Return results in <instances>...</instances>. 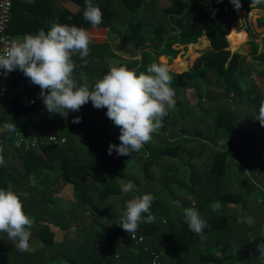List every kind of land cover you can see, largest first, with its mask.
Segmentation results:
<instances>
[{
	"label": "trees",
	"instance_id": "16d2710c",
	"mask_svg": "<svg viewBox=\"0 0 264 264\" xmlns=\"http://www.w3.org/2000/svg\"><path fill=\"white\" fill-rule=\"evenodd\" d=\"M60 1L53 0L49 4L51 12L45 24L40 21L37 33L41 29L48 31L55 22L87 30L94 28L83 18L85 0H71L79 5L77 10L63 6ZM163 1L167 4L160 6ZM92 2L103 13L102 23L95 28L106 29L116 36V46L128 55L119 65H126L137 73L146 72L152 62H160L159 58L162 61H166V56L176 58L181 51L176 44L189 45L192 50L193 44L207 36L210 47L196 59L192 68L180 72L170 69L175 108L163 118L162 127L153 134L152 140L129 156H117L115 151L108 154L110 143H120V128L106 113L97 118L99 109L91 101L67 117L50 113L42 103L39 86L17 69L25 82V90L36 99V104L24 106L19 97L20 85L16 81L11 83L10 90L0 101V146L16 149L15 154L5 151L6 182L20 196L24 211L34 221L30 231L44 245L31 257L23 254L16 264H152L153 251L162 253L160 264L226 261L264 264L260 250L264 247V234L253 236L256 229L264 226V126L255 118L258 110L248 108L242 85L243 63L248 56L231 50L247 40L244 30L231 31L238 11L264 9V0L259 3L241 0L239 10L231 0ZM157 10H160L161 20L149 26L147 22ZM13 29L12 24V33ZM249 36V41L253 42V61L261 65L257 74L264 80V52H259L260 43L252 30ZM112 48L111 41L105 40L90 43L89 55L84 60L78 54L73 55L76 65L73 77L78 84L84 82L81 74L87 76L91 86L108 72V54ZM191 85L199 92L194 104L180 98L181 92ZM201 87H205V93L200 91ZM77 116L81 121L71 122ZM6 122L14 123L16 130H5ZM95 122L99 130L98 133L88 132V158L83 160L76 155L75 142L81 131ZM51 133L66 136L67 142L43 143L33 149H26L18 142L21 135L34 138ZM196 143L203 145L202 148L194 150L183 166L167 169L170 177L160 188L151 190L154 165ZM208 151L212 157L202 172L193 160ZM8 155L15 156V164L9 163ZM139 169L142 178L139 179L138 174L127 176V171L137 173ZM183 169H187L188 184L178 178ZM90 175L98 182L86 184ZM61 181L64 188H72L79 203L93 210L89 223L77 226L63 221L64 213L69 210L65 205L70 204V200L59 194ZM121 181L137 185V195L151 193L154 196L150 211L156 219L151 224L141 223L137 230L146 237L150 250L144 245L129 248L120 245L130 234L116 222L125 210L126 201L133 197L131 192L121 191ZM170 185L183 193L184 199L176 200V209L164 204L167 193L175 197ZM113 199L119 200L121 206L100 205ZM193 201L208 224L203 238L189 229L183 215V209ZM217 201L221 207L213 212L211 205ZM51 224L66 230L61 240H55L56 232ZM30 243L29 240L33 247Z\"/></svg>",
	"mask_w": 264,
	"mask_h": 264
},
{
	"label": "clouds",
	"instance_id": "9594fccd",
	"mask_svg": "<svg viewBox=\"0 0 264 264\" xmlns=\"http://www.w3.org/2000/svg\"><path fill=\"white\" fill-rule=\"evenodd\" d=\"M231 2L235 9H240L241 0ZM85 3L84 20L98 27L103 21L101 9L92 0H85ZM90 42V34L84 27L55 22L48 31L41 29L36 34L4 42L0 47V69L5 75L18 69L32 84L39 86L42 103L50 113L67 117L89 101L97 109L106 108L107 117L120 128V143H110L108 154L115 151L117 156H129L152 140L153 134L162 127L163 118L175 108L170 69L162 62H152L146 72L139 73L126 65H110L108 72L93 85H89L83 74L84 82L78 84L73 77L76 67L73 55L78 54L84 60L89 55ZM255 118L264 126V98L259 101ZM80 121L79 116L72 120L73 123ZM3 128L14 132L16 125L6 122ZM5 164L0 154V165ZM133 189L131 182L121 186L124 194ZM153 200L151 193H144L126 201L125 210L116 223L133 239L141 223H154L156 217L150 211ZM220 207L218 201L211 205L213 212ZM183 215L189 229L203 238L208 224L194 201L183 209ZM33 223L24 211L20 196L10 187L0 188V233H6L7 240L21 252L29 248ZM260 250L264 254V247Z\"/></svg>",
	"mask_w": 264,
	"mask_h": 264
},
{
	"label": "rangeland",
	"instance_id": "374dc122",
	"mask_svg": "<svg viewBox=\"0 0 264 264\" xmlns=\"http://www.w3.org/2000/svg\"><path fill=\"white\" fill-rule=\"evenodd\" d=\"M167 4V1H163L160 6ZM158 13L155 15H152L151 18L148 20L147 24L149 26H154L159 20H161V16L158 15L160 13V10H157ZM248 13V18L252 17V21L254 18H260L262 16L259 15V13L255 10H252L250 12H247L246 10L241 9L237 13V17L234 20L232 24V29H237L238 31L245 30V20L243 15ZM260 33V32H258ZM90 34V40L91 43L93 42H103L105 40H110L112 43L113 48L109 52L108 56L110 57L109 59V66L110 65H119L123 59L128 58V55L125 51H121L118 49L117 45V38L116 36L110 35L108 30L102 29L98 34L94 33H89ZM229 40V39H228ZM242 39H239L241 41ZM230 42V41H229ZM195 47L194 49H190L189 45L184 46V45H179L176 44L175 47L177 49H180V53L176 58H170L168 56L166 61H162L159 58V61L166 64L169 69L175 71V72H180L183 70L190 69L194 66L196 59L202 55V53L210 47V41L207 36L202 37L198 43L193 44ZM231 42H230V48H231ZM232 51H239L243 52V45H241L239 48L236 50L232 49ZM261 52H264V49L261 50ZM261 68V65L253 61L252 56H248V58L244 61L243 63V69L244 73L242 75V85L244 90L246 91L247 98H248V103L247 106L251 110H258L259 106V101L264 98V80L257 74V69ZM201 92L205 93V87H201ZM200 92V93H201ZM181 100L184 101H189L192 104L196 103L199 99V92L195 89L194 85L189 86V88L183 90L180 94ZM107 109L102 108L98 110V116L97 118H101L103 113H106ZM210 121V117L208 118V122ZM72 122V121H71ZM99 130V125L95 122L91 126L87 127L85 130H82L81 133L78 135L77 140L75 142V145L78 147V150L76 151V155L81 158V159H87V150L88 146L87 144V139H88V132L90 133H98ZM22 136V135H21ZM19 136V137H21ZM203 145L199 144H193L190 146H186L179 150L176 155L170 157V158H162L161 163L154 165L153 170H154V183L153 185L150 186V189L155 191L158 188H160L164 182L170 177V174L167 172V169H173L176 167L183 166L184 164L187 163L189 160L190 155L194 152V150H200ZM212 155L208 152H206L202 157L200 158H195L193 160V163L196 164V166L200 169V171H204V166L210 162ZM138 174V178H142L143 174L141 173L140 169L138 172H131L127 171V176H135ZM178 178L180 179L181 182H184L185 184H188L189 176L187 174V169H183L182 172H180V175H178ZM98 180H96V177H92L91 175L88 176L87 180H85L86 184H92L96 183ZM121 183L125 184L128 183L126 181H121ZM134 185V189L131 192L133 196H136L137 194V189L138 186ZM170 189H172V192H174L175 197L171 198V194H166L165 198H167L164 201L165 205L170 206L172 209H176L174 206L177 201H181L184 199L183 193L175 186V185H170ZM234 190V189H233ZM135 191V192H134ZM59 194L62 195L64 198H67V200H70V204L65 205V208H69L64 213V220L65 222H68L69 224L72 225H77V224H85L89 223L90 220L93 217V210L91 209H86L81 203L78 202L76 199V196L73 194V190L71 187L64 188V182H60V187H59ZM148 192H152L149 191ZM72 202V203H71ZM102 207H107V206H116L119 207L121 206V202L117 199H113L111 201H107L104 203H100ZM239 210V209H238ZM119 211V210H118ZM78 226V225H77ZM53 228H59L54 226ZM55 240H61L62 239V232L58 229H55ZM258 234H264V226L263 228H258L255 230V233L253 236L258 235ZM231 261H226L224 263H208V264H230Z\"/></svg>",
	"mask_w": 264,
	"mask_h": 264
},
{
	"label": "crops",
	"instance_id": "0c3cea01",
	"mask_svg": "<svg viewBox=\"0 0 264 264\" xmlns=\"http://www.w3.org/2000/svg\"><path fill=\"white\" fill-rule=\"evenodd\" d=\"M52 1L53 0H16L13 8L12 18V24L14 26V39L22 38L24 35L29 33L36 34L38 29L37 26L40 24V21L42 22V24L46 23L45 18H47L51 12V7H49V4H52ZM60 2L63 6L71 10H77L79 8V5L71 0H61ZM253 10L257 11L262 17H260L259 19L254 18V20L252 21V17L248 18V13H246L247 15H243V17H246V19L244 20L245 23L248 24V27L244 30L247 34V40L242 44V54L247 55L249 57L252 56L251 51L253 45V42L249 41L250 30H252L253 33L256 34V40L260 43L259 52L264 49V9L255 8ZM101 30L102 28H92L87 31L89 33L98 34ZM5 151H14L13 153L15 154L16 149L13 146H0V154L3 153L2 155L4 156L6 164H8L6 160ZM8 157L10 161L9 163L15 164V156L8 155ZM6 164L0 165V188L4 189H8L9 187L11 188L10 184H7L6 182ZM32 181H35V179H32ZM32 213L33 211L30 210L29 214L31 215ZM50 226L52 230H60L62 232V237L66 233V230H62L60 228H53V224H51ZM30 242L33 247L29 245L27 251L21 252L14 246L12 242L7 240L6 233H0V264H8L7 262L9 261L13 262V264H16L17 261L21 260L23 254L31 257L32 254H35V252L40 250L44 245L43 241L40 238L36 237L33 231L31 232Z\"/></svg>",
	"mask_w": 264,
	"mask_h": 264
},
{
	"label": "built area",
	"instance_id": "2783aa9c",
	"mask_svg": "<svg viewBox=\"0 0 264 264\" xmlns=\"http://www.w3.org/2000/svg\"><path fill=\"white\" fill-rule=\"evenodd\" d=\"M15 1L16 0H0V47H3L4 42H10L14 39V35L11 32V25ZM14 81H16L21 87L19 97L22 104L26 107L34 106L36 104V99L25 90V82L21 78L17 70H14L11 73L5 75L4 70L0 69V101L8 93L11 87V83ZM18 142L26 149H33L43 143L48 142L53 144H64L67 142V137L55 133L46 134L44 136L34 138H26L24 136H21L19 137ZM120 245L123 248L144 245L146 250L151 249L148 245H146V237L143 234H139L137 232L135 234V239H133L130 234L127 239L121 240ZM116 257L119 258L120 254L117 253ZM161 258V252H152V264H160Z\"/></svg>",
	"mask_w": 264,
	"mask_h": 264
},
{
	"label": "water",
	"instance_id": "95a60500",
	"mask_svg": "<svg viewBox=\"0 0 264 264\" xmlns=\"http://www.w3.org/2000/svg\"><path fill=\"white\" fill-rule=\"evenodd\" d=\"M246 15H247V14H246ZM246 15H245V16H246ZM244 19H246V17H244ZM247 27H248V24H247V23H245V28H247Z\"/></svg>",
	"mask_w": 264,
	"mask_h": 264
}]
</instances>
